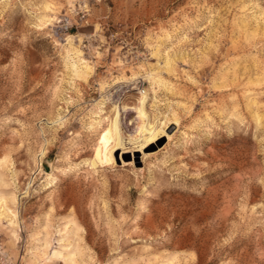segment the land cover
I'll use <instances>...</instances> for the list:
<instances>
[{"label":"rangeland","instance_id":"1","mask_svg":"<svg viewBox=\"0 0 264 264\" xmlns=\"http://www.w3.org/2000/svg\"><path fill=\"white\" fill-rule=\"evenodd\" d=\"M0 199L8 264H264V0H0Z\"/></svg>","mask_w":264,"mask_h":264},{"label":"bare ground","instance_id":"2","mask_svg":"<svg viewBox=\"0 0 264 264\" xmlns=\"http://www.w3.org/2000/svg\"><path fill=\"white\" fill-rule=\"evenodd\" d=\"M50 18V16H49ZM144 94L141 91V96L138 98V103L136 105L130 106L128 107L129 109H131L133 111V114L137 115V127L139 128V131H136L137 133H135V140H134V145H130V143H126V137L122 134V132L119 130V128L117 127L119 123V108L118 106H116V116H115V133H116V138L114 140L113 143H109L107 142V139L102 136L101 137V141H100V151H101V156L102 159L105 162H110L111 159L115 158V150L117 148H123L126 147L125 145L129 144V146L131 147H144V141L145 139H147L149 137V133L147 132V130H145L143 128V120L145 117V111H144ZM121 109V108H120ZM125 109V107H124ZM126 111V110H125ZM128 111V110H127ZM130 111V110H129ZM122 112V111H121ZM123 113V112H122ZM131 113V112H130ZM160 133V131L156 130L149 138V142L150 141H154L157 138V135ZM120 159H122V157L119 156ZM0 223L3 224H16L15 222V218L14 215L11 213L10 209L5 206V204H3V201L0 199ZM44 253V252H42ZM58 253L56 251L52 252V256L57 255ZM64 262L65 263H73V259L71 256H64Z\"/></svg>","mask_w":264,"mask_h":264},{"label":"built area","instance_id":"3","mask_svg":"<svg viewBox=\"0 0 264 264\" xmlns=\"http://www.w3.org/2000/svg\"><path fill=\"white\" fill-rule=\"evenodd\" d=\"M8 253L7 250L3 247V245L0 242V264H8Z\"/></svg>","mask_w":264,"mask_h":264}]
</instances>
